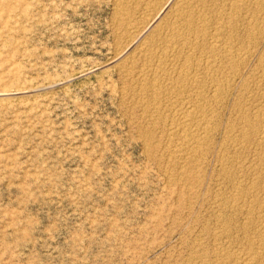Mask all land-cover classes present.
I'll use <instances>...</instances> for the list:
<instances>
[{
    "label": "rangeland",
    "instance_id": "374dc122",
    "mask_svg": "<svg viewBox=\"0 0 264 264\" xmlns=\"http://www.w3.org/2000/svg\"><path fill=\"white\" fill-rule=\"evenodd\" d=\"M184 1L0 0V264H264V0Z\"/></svg>",
    "mask_w": 264,
    "mask_h": 264
},
{
    "label": "bare ground",
    "instance_id": "6f19581e",
    "mask_svg": "<svg viewBox=\"0 0 264 264\" xmlns=\"http://www.w3.org/2000/svg\"><path fill=\"white\" fill-rule=\"evenodd\" d=\"M200 1H201V3H202V0H200ZM240 1H241V0H240ZM214 2H215V1H214ZM241 2H242V1H241ZM243 2H244V1H243ZM245 2H246V1H245ZM263 2H264V1H263ZM181 3H182V2H181ZM183 3H184V5H186L188 8L185 7V6H183V4L181 5V7H182V8H183V7L187 8V9H188V11H187L188 13H185L186 11H185L184 8H183V10H184L185 12H183V11H182V12L185 13V14H183L182 12H179L178 10H176V11L178 12L177 14L175 13V14H176V17H177V15H180V13L183 14V16H180V19L178 18V19L180 20L181 23H180V24H179V22L177 23V24H179V27H180V25H181V27L183 26V29L180 28V29H181V30L179 29L180 31H177L176 33L173 34L172 31H174V30L176 31V29L178 28V27H177L178 25L175 27L176 29H173V28H174V27H173V28H172L173 30H172L171 32H172L173 35H176L177 38H176L175 36H173V37H175L176 39H178L177 42H178L179 44H180L179 40H180V41H184V43H186V42H185L186 40H188L187 42H189V41H192L193 39H194L195 41H197L196 43H200V42L203 40V37H205V35H207V33H205L204 36H203V32H205V31H203V27H206V28H207V26H205V23L207 22V21H205L206 16L204 17V19L200 17L199 19H196V20H195V19H194L195 17L192 15L193 12H191V8H194V7H196V6H199V5H200V2H199V1L186 0V1H184ZM217 3H218V2H217ZM233 3H235V4L232 5V4L230 3V5L233 6V11H234L235 14H236L237 12H240V11H238L239 8H240V6H239V5H240V2H239V3H236V2L233 0ZM251 3H252V2H251ZM256 3H257V5L260 4L261 6H263L261 0H255V4H256ZM202 4H203V3H202ZM221 4H222V3H221ZM238 4H239V5H238ZM241 6H242V5H241ZM178 7H180V6H178ZM181 7H180V8H181ZM200 7H201V6H200ZM203 7H204V6H203ZM243 7H244V6H243ZM243 7H242V8H243ZM247 7H248V6H247ZM247 7H246V8H247ZM249 7H250V6H249ZM253 7H254V6H253ZM255 7H256V6H255ZM263 7H264V6H263ZM204 8H206V7H204ZM204 8H203V9H204ZM212 8H213V7H212ZM209 9H210V8H209ZM240 9H241V8H240ZM243 9H244V8H243ZM248 9H249V8H248ZM250 9H251V8H250ZM174 10H175V9H174ZM180 10H181V9H180ZM199 10H200V9H199ZM246 10H247V9H246ZM253 10H254V8H253ZM258 10H259V9H258ZM260 10H261V9H260ZM195 11H196V10H195ZM197 11H198V10H197ZM241 11H243V10H241ZM255 11H256V9H255ZM262 11H263V10H262ZM249 12H251V11H249ZM252 12H253V11H252ZM257 12H258V11H257ZM260 12H261V11H260ZM247 13H248V12H247ZM255 13H256V12H255ZM252 14H253V13H251V15H252ZM261 14H262V13H261ZM194 15H195V13H194ZM236 15H237V14H236ZM242 15H243V14H242ZM253 15H254V14H253ZM253 15H252V16H253ZM256 15H257V14H256ZM196 16H198V15L196 14ZM200 16H201V15H200ZM239 16H240V15H239ZM245 16H246V15H245ZM258 16H260V15H258ZM258 16H257V17H258ZM176 17H175V18H176ZM210 17H211V16H210ZM216 17H219V16L217 15ZM216 17H215V18H216ZM235 17H236V16H235ZM235 17H234V18H235ZM207 18H208V17H207ZM215 18H214V19H215ZM219 18H220V17H219ZM227 18H228V17H227ZM178 19H177V21H178ZM208 19H209V18H208ZM208 19H207V20H208ZM214 19H211V20H214ZM216 19H217V18H216ZM216 19H215V20H216ZM238 19H240V18H238ZM245 19H246V18H245ZM261 19H262V18H261ZM174 20H175V19H174ZM217 20H218V19H217ZM233 20H234V19H233ZM240 20H241V19H240ZM226 21H227V20H226ZM236 21H237V20H236ZM249 21H250V19H249ZM262 21H263V20H262ZM174 22H175V24H176V21H174ZM208 22H209V21H208ZM208 22H207V23H208ZM210 22H211V21H210ZM210 22H209V23H210ZM245 22H247V21H245ZM257 22H258V21H257ZM209 23H208V25H209ZM230 23H231V22H230ZM211 24H212V23H211ZM211 24H210V25H211ZM220 24H221V23H220ZM227 25H229V23H228ZM236 25H237V24H236ZM248 25H250V24H248ZM258 25H259V24H258ZM220 26H221V25H220ZM254 26H255V25H254ZM259 26H260V25H259ZM212 27H213V25H212ZM212 27H210V28H212ZM214 27H215V26H214ZM249 27H250V26H249ZM262 27H263V26H262ZM220 29H221V27H220ZM223 29H224V28H223ZM225 29H226V28H225ZM225 29H224V30H225ZM230 29H231V28H230ZM235 29H236V26H235ZM256 29H257V28H256ZM260 29H261V28H260ZM204 30H205V28H204ZM209 30H210V29H209ZM211 30H212V29H211ZM215 30H217V28H216ZM221 30H222V29H221ZM257 30H258V29H257ZM261 30H262V29H261ZM175 31H174V32H175ZM206 31H207V30H206ZM222 31H223V30H222ZM227 31H228V30H227ZM229 31H230V30H229ZM246 31H247V29H246ZM250 31H251V30H250ZM215 32H216V31H215ZM220 32H221V31H220ZM233 32H234V31H233ZM251 32H253V31H251ZM261 32H262V31H261ZM159 33H160V32H159ZM209 33H210V32H209ZM223 33H224V32H223ZM236 33H237V32H236ZM238 33H239V32H238ZM245 33H246V32H245ZM254 33H255V32H254ZM256 33H257V32H256ZM258 33H259V32H258ZM258 33H257V34H258ZM172 34H171V36H172ZM213 34H214V33H213ZM216 34H217V33H215V36H216ZM217 35H220V34H217ZM228 35H229V33H228ZM248 35H249V34H248ZM213 36H214V35H213ZM243 36H244V35H243ZM249 36H250V35H249ZM249 36H248V37H249ZM173 37H171V38L173 39ZM211 37H212V36H211ZM228 37H229V36H228ZM228 37H227V38H228ZM232 37H233V36H232ZM255 37H256V36H255ZM191 38H193V39H191ZM212 38H213V37H212ZM212 38H211V39H212ZM216 38H217V36L215 37V39H214V38H213V39H214V40H217ZM244 38H246V37H244ZM213 39H212V41H213ZM248 39H249V38H248ZM159 40H160V39H159ZM169 40H170V39H168V43H169ZM174 40H175V39H174ZM174 40H173V42H174ZM218 40H219V39H218ZM223 40H224V39H223ZM237 40H238V39H237ZM162 41H163V40H162ZM170 41H171V40H170ZM175 41H176V40H175ZM205 41H206V39H205ZM221 41H222V40H221ZM227 41H229V40H227ZM238 41H239V40H238ZM245 41H247V40H245ZM250 41H251V40H250ZM254 41H255V40H254ZM164 42H165V41H164ZM193 42H194V41H193ZM216 42H217V44L220 43V42H218V41H216ZM216 42H215V43H216ZM222 42L225 44L226 41H222ZM231 42H232V41H231ZM247 42H248V41H247ZM168 43H167V44H168ZM178 43H177V45H178ZM181 43H182V42H181ZM189 43H191V42H189ZM196 43L194 42V44H196ZM206 43H207V42H206ZM206 43H205V44H206ZM213 43H214V42H213ZM215 43H214V44H215ZM223 43H222V44H223ZM227 43H228V42H227ZM239 43H240V42H239ZM239 43H238V44H239ZM245 43H246V42H245ZM257 43H258V42H257ZM158 44H159V43H158ZM202 44H203V42H202ZM207 44H208V43H207ZM210 44H211V42H210ZM224 44H223V45H224ZM233 44H235V43H233ZM161 45H162V44H161ZM174 45H176V44H174ZM174 45H172V46H174ZM177 45H176V46H177ZM185 45H187V44H185ZM188 45H189V44H188ZM191 45H192V44H191ZM199 45H200V44H199ZM211 45H212V44H211ZM229 45H230V44H229ZM242 45H243V44H242ZM252 45H253V44H252ZM176 46H175V47H176ZM179 46H180V45H179ZM181 46H183V45H181ZM196 46L198 47V45H196ZM209 46H210V45H209ZM218 46H219V45H218ZM218 46L216 45V47H218ZM227 46H228V45H227ZM227 46H226V47H227ZM253 46H254V45H253ZM253 46H252V47H253ZM154 47H155V46H154ZM156 47H157V46H156ZM168 47H169V44H168ZM188 47L191 48L192 46H191V47L188 46ZM216 47H214V48H216ZM222 47H223V46H222ZM224 47H225V46H224ZM230 47H231V46H230ZM243 47H244V46H243ZM149 48H150V47H149ZM179 48H180V47H179ZM193 48H194V47H193ZM193 48H192V49H193ZM212 48H213V45H212ZM214 48H213V49H214ZM220 48H221V47H220ZM228 48H229V47H227V49H228ZM240 48H241V47H240ZM173 49H174V48H173ZM177 49H178V48H177ZM181 49H182V48H181ZM194 49H195V48H194ZM209 49H210V48H209ZM217 49H219V47H218ZM223 49H224V48H223ZM186 50H187V49H186ZM211 50H212V49H211ZM215 50H216V49H215ZM215 50L212 51V53L214 52L215 55H216ZM228 50H229V52H230L229 54L226 53L228 57L234 59L235 61H237V60H242L243 55L240 54V53H237L238 51L235 52V53H231L232 50L230 51V48H229ZM228 50H227V51H228ZM221 51H222V50H221ZM227 51H226V52H227ZM240 51H241V50H240ZM167 52H168V51H167ZM174 52H175V49H174ZM187 52H188V50H187ZM192 52H193V51H192ZM203 52H205V51H203ZM209 52H210V50H209ZM217 52H219V51H217ZM223 52H224V50H223ZM151 53H152V52H151ZM162 53H163V52H162ZM172 53H173V52H172ZM172 53H171V54H172ZM175 54H176V53H175ZM192 54H193V53H192ZM198 54H199V53H198ZM226 54H225V56H226ZM173 55H174V54H173ZM200 55H201V54H200ZM209 55H210V54H209ZM211 55H212V54H211ZM222 55H223V54H222ZM164 56H165V55H164ZM169 56H170V55H169ZM169 56H168V57H169ZM175 56H177V54H176ZM175 56H174V58H175ZM179 56H180V54H179ZM186 56H187V55H186ZM223 56H224V55H223ZM223 56H222V57H223ZM191 57H192V56H191ZM203 57H204V56H203ZM206 57H207V56H206ZM209 57H210V56H209ZM248 57H249V55H248ZM153 58H154V57H153ZM179 58H180V57H179ZM189 58H190V57H189ZM189 58H188V59L185 58V59L188 60V61H187V62H188L187 65H189V62H190V61H189ZM210 58H211V57H210ZM216 58H217V57H216ZM158 59H159V58H158ZM163 59H164V58H163ZM171 59H172V58H171ZM183 59H184V58H183ZM225 59H226V58H225ZM144 60H145V59H144ZM164 60H165V59H164ZM179 60H180V59H179ZM174 61H175V60H174ZM209 61H210V60H209ZM223 61H224V60H223ZM159 62H160V61H159ZM161 62H162V61H161ZM187 62H186V60H184V63H185V64H186ZM207 62H208V61H207ZM207 62H206V63H207ZM211 62H212V61H211ZM214 62H215V61H214ZM214 62H213V63H214ZM221 62H222V61H221ZM237 62H238V61H237ZM239 62H240V61H239ZM184 63H183V66H184ZM190 63H191V62H190ZM200 63H201V62H200ZM208 63H209V62H208ZM208 63H207V64H208ZM217 63H218V61H217ZM219 63H220V62H219ZM232 63H233V62H232ZM153 64H154V63H153ZM176 64H177V63H176ZM211 64H212V63H211ZM211 64H210V65H211ZM180 65H181V64H180ZM193 65H194V64H193ZM204 65H206V64L204 63ZM210 65H209V66H210ZM212 65H214V64H212ZM220 65H221V64H220ZM232 65H233V64H232ZM175 66H176V65H175ZM190 66H192V65H190ZM218 66H219V64H217V68H218ZM222 66H224V64H222ZM230 66H231V65H230ZM241 66H242V65H241ZM197 67H198V66H197ZM205 67H208V65L205 66ZM219 67H220V66H219ZM239 67H240V66H239ZM146 68H147V67H146ZM189 68H191V67H189ZM198 68H199V67H198ZM212 68H214V67L211 66V70H213ZM223 68H225V66H224ZM223 68H222V69H223ZM231 68H232V67H231ZM235 68H236V67H235ZM186 69H187V68H186ZM199 69H200V68H199ZM205 69H206V68H205ZM161 70H162V69H161ZM181 70H182V69H181ZM183 70H185V69H183ZM183 70H182V71H183ZM203 70H204V66H203ZM214 70H215V69H214ZM218 70H219V69H218ZM220 70H221V68H220ZM225 70H226V69H225ZM149 71H150V70H149ZM206 71H207V70H206ZM208 71H209V68H208ZM232 71H233V70H232ZM234 71H235V69H234ZM202 72H203V71H202ZM217 72H218V71H217ZM222 72H224V70H222ZM229 72H230V71H229ZM139 73H140V72H139ZM151 73H152V72H151ZM153 73H154V72H153ZM183 73H184V72H183ZM185 73H188V70H187V72L185 71ZM211 73H214V72L211 71ZM148 74H149V73H148ZM168 74H169V73H168ZM180 74L182 75V73H180ZM188 74H189V73H188ZM188 74H187V75H188ZM192 74H193V73H192ZM231 74H232V73H231ZM141 75L143 76L142 73H141ZM153 75H154V74H153ZM170 75H172V74H170ZM181 75H180V76H181ZM213 75H214V74H213ZM215 75H216V74H215ZM189 76H191V75H189ZM211 76H212V75H211ZM191 77H192V76H191ZM217 77H218V76H217ZM222 77H224V76H222ZM203 78H204V76H203ZM203 78H202V80H201V79H200V80L203 81ZM212 78H213V77H212ZM235 78H236V77H235ZM191 79H193V77H192ZM174 80H175V79H174ZM196 80H197V79H196ZM216 80H217V79H216ZM219 80L221 81V79H219ZM190 81H191V80H190ZM197 81H198V80H197ZM201 81H199V82H201ZM205 81H206V80H205ZM227 81H228V80H227ZM227 81H226V82H227ZM152 82H153V81H152ZM175 82H176V81H175ZM179 82H180V81H179ZM182 82H183V84H185V83H184L185 80L182 81ZM199 82H198V83H199ZM213 82H214V81H213ZM215 82L218 83V81H215ZM188 83H189V82H188ZM263 83H264V82H263ZM153 84H155V82L152 83V85H153ZM156 84H157V83H156ZM183 84H182V85H183ZM193 84H194V83H193ZM193 84H192V85H193ZM213 84H215V83H213ZM152 85H151V86H152ZM160 85H161V84H160ZM200 85H201V83H200ZM215 85H216V84H215ZM217 85H218V84H217ZM219 85H220V84H219ZM219 85H218V86H219ZM221 85H222V84H221ZM221 85H220V86H221ZM225 85H226V84H225ZM225 85H224V86H225ZM228 85H229V84H228ZM151 86H148V87H151ZM220 86H219V87H220ZM153 87H154V86H153ZM156 87H157V86H156ZM176 87H177V86H176ZM187 87H188V86H187ZM212 87H213V86H212ZM226 87H227V86H226ZM140 88H141V87H140ZM154 88H155V87H154ZM204 88H205V87H204ZM220 88H222V87H220ZM228 88H229V87H228ZM149 89H150V88H149ZM152 89H153V88H152ZM173 89H174V88H173ZM182 89H183V88H182ZM189 89H190V88H189ZM224 89H225V88H224ZM153 90H154V89H153ZM184 90H185V88H184ZM216 90H219V89L216 88ZM220 90H221V89H220ZM176 91H177V90H176ZM180 91H181V90H180ZM150 92H151V91H150ZM218 92H219V91H218ZM158 93H159V92H158ZM158 93H157V94H158ZM177 93H178V92H177ZM180 93H181V92H180ZM197 93H198V92H197ZM216 93H217V91L215 92V94H216ZM222 93H224V90H223ZM222 93H220V94H222ZM225 93H226V92H225ZM152 94H153V93H152ZM165 94H166V93H165ZM185 94H186V93H185ZM217 94H218V93H217ZM217 94H216V95H217ZM158 95H159V94H158ZM169 95H170V94H169ZM198 95H199V94H198ZM198 95H197L196 97H199ZM190 96H191V95H190ZM201 96H202V95H201ZM219 96H220V95H219ZM154 97H155V95H154ZM168 97H169V96H168ZM215 97H218V95L215 96ZM221 97H222V96H221ZM165 98H166V97H165ZM202 98H203V97H202ZM212 98H213V97H212ZM176 99H177V98H176ZM189 100H190V99H189ZM153 101H154V100H153ZM197 101H198V100H197ZM185 102H186V101H185ZM208 102H209V101H208ZM154 103H155V102H154ZM184 104H185V103H184ZM188 104H189V103H188ZM171 105H172V104H171ZM204 105H205V104H204ZM208 105H209V104H208ZM155 106H156V105H155ZM195 106H196V105H195ZM200 106H201V105H200ZM147 107H148V106H147ZM176 107H177V106H176ZM198 107H199V106H198ZM202 107H203V106H202ZM187 108H189V107H187ZM193 108H194V107H192V109H193ZM195 109H196V108H195ZM207 109H209V108H207ZM193 110H194V109H193ZM193 110L185 111V113L182 114V116H181L182 119H180V120H181V124H180V126L178 125V127H179L178 129L176 128L177 130H180L181 133H183V135H182L183 139H182V142H181V146H182V145H183V146L187 145L189 149L191 148V146H192L193 143H197V144H199L200 147H201V145L203 146V144H204L203 142H206V140H204V141H202V142H198L197 139L200 140L202 137H201V138L199 137V138L196 139L197 134H198L199 131L202 130V129H203V131H202V132H203V135H204L205 133L207 134L208 131H209V130L206 129V128H200V129L198 130V129H196V127H194V126H195V124H194L195 120H196V119H199V118L201 119L200 116L203 115V113H204L206 110H205L203 113L199 112V111H201V109H199L198 112H196L197 110H196V111H195V110L193 111ZM244 110H245V109H244ZM155 111H156V110H155ZM157 111H158V110H157ZM172 112H173V111H172ZM183 112H184V110H183ZM206 112H207V111H206ZM176 113H177V112H176ZM181 113H182V112H181ZM199 113H200V114H199ZM208 113H209V112H208ZM172 114H173V113H172ZM179 114H180V113H179ZM245 114H246V113H245ZM245 114H244V115H245ZM174 115H175V113H174ZM180 115H181V114H180ZM210 115H211V114H210ZM203 116H204L203 120L206 119V118L208 117V116H205V115H203ZM248 116H249V115H248ZM251 116H252V115H251ZM178 117H179V116H178ZM181 117H180V118H181ZM205 117H206V118H205ZM249 118H250V117H249ZM172 119H173V118H172ZM200 119H199V120H200ZM207 119H209V118H207ZM207 119H206V120H207ZM247 119H248V118H247ZM247 119H246V120H247ZM257 119H258V118H257ZM261 119H262V118H261ZM174 120H175V119H174ZM203 120H202V121H203ZM206 120H205V122H206ZM214 120H215V119H214ZM254 120H255V118H254ZM196 121L199 123L198 120H196ZM202 121H201V122H202ZM197 122H196V123H197ZM247 122H248V121H247ZM260 122H262V121H260ZM177 123H179V122H177ZM198 123H197V124H198ZM206 123L209 124L210 122H209V123L206 122ZM245 123H246V122H245ZM254 123H255V122H254ZM254 123H252V124H254ZM207 124H206V125H207ZM248 124H249V123H248ZM250 124H251V121H250ZM252 124H251V125H252ZM257 124H258V122H257ZM257 124H256V125H257ZM173 125H174V124H173ZM175 125H176V124H175ZM245 125H246V124H245ZM235 126H236V125H235ZM248 126H249V125H248ZM253 126H255V125H253ZM258 126H259V125H258ZM172 127H173V126H172ZM176 127H177V126H176ZM197 127L199 128L200 126H197ZM206 127H207V126H206ZM249 127H250V126H249ZM247 128H248V127H247ZM169 129H170V128H169ZM213 129H214V128H213ZM248 130H249V129H248ZM250 130H251V129H250ZM257 131H258V130H257ZM257 131H256V132H257ZM261 131H262V130H261ZM200 132H201V131H200ZM211 132H212V131H211ZM211 132H210V133H211ZM210 133H209V134H210ZM253 133H254V132H253ZM201 134H202V133H200V135H201ZM244 134H245V133H244ZM247 134H248V133H247ZM198 136H199V134H198ZM208 136H209V135H208ZM208 136H207V137H208ZM233 137H234V136H233ZM246 137H247V136H246ZM178 138H179V137H178ZM203 138L205 139L206 136H205V137L203 136ZM248 138H249V137H248ZM180 139H181V138H180ZM231 139H232V138H231ZM241 140H242V139H241ZM230 142H231V141H230ZM177 143H178V142H177ZM262 143H263V142H262ZM178 144H179V143H178ZM189 145H191V146L189 147ZM193 145L196 146V144H193ZM205 145H206V144H205ZM205 145H204V146H205ZM262 145H264V144H262ZM197 147H198V145H197ZM197 147H196V149H198ZM235 147H236V146H235ZM184 148H185V147H184ZM201 148H202V147H201ZM182 149H183V148H182ZM185 149H187V148H185ZM192 149H194L193 146H192ZM179 150H180V149H179ZM190 150H191V149H190ZM198 150H199V149H198ZM201 150H202V149H201ZM204 150H205V149H204ZM194 151H195V150H194ZM200 153H201V152H200ZM187 154H188V153H187ZM194 157H195V156H194ZM245 166H246V165H245ZM237 167H238V166H237ZM244 169H245V168H244ZM239 171H240V170H239ZM252 172H253V171H252ZM255 172H256V171H255ZM224 175H225V174H224ZM252 175H253V174H252ZM255 175H256V174H255ZM195 176H196V175H195ZM252 178H253V177H252ZM258 178H259V177H258ZM261 179H262V178H261ZM259 181H260V180H259ZM257 184H258V183H257ZM251 185H252V184H251ZM236 186H237V185H236ZM258 186H259V185H258ZM234 192H235V191H234ZM238 192H239V191H238ZM240 193H241V192H240ZM240 193H239V194H240ZM242 193H243V192H242ZM243 194H244V193H243ZM241 195H242V194H241ZM237 196H238V195H237ZM239 196H240V195H239ZM239 196H238V197H239ZM219 199H220V198H219ZM229 199H230V198H229ZM236 199H237V197H236ZM243 199H244V198H243ZM244 200H245V199H244ZM239 201H240V200H239ZM260 201H261V200H260ZM220 203H221V202H220ZM243 203H244V202H243ZM240 206H241V205H240ZM225 207H226V206H225ZM262 208H263V207H262ZM248 209H249V208H248ZM253 211H254V210H253ZM257 211H258V210H257ZM255 212H256V211H255ZM255 220H256V219H255ZM260 225H261V224H260ZM223 226H224V225H223ZM229 227H230V226H229ZM252 227H253V226H252ZM226 229H227V228H226ZM252 229H253V228H252ZM224 230H225V229H224ZM254 232H255V231H254ZM220 233H221V232H220ZM227 233H228V231H227ZM259 234H260V233H259ZM254 237H255V236H254ZM263 238H264V237H263ZM253 239H254V238H253ZM254 240H255V239H254ZM258 240H259V238H258ZM261 240H262V239H261ZM248 242H249V241H248ZM250 242H251V241H250ZM259 242H260V241H259ZM263 242H264V241H263ZM260 243H261V242H260ZM254 244H255V243H254ZM262 244H263V243H262ZM247 245H248V244H247ZM258 245H259V243H258ZM248 246H249V245H248ZM262 246H263V245H262ZM257 248H258V247H257ZM261 249L264 250V247H262ZM220 250H221V249H220ZM244 251H245V250H244ZM252 251H253V250H252ZM256 251H257V250H256ZM258 251H259V250H258ZM248 252H249V251H248ZM250 252H251V250H250ZM250 252H249L248 255H246V257H247V258H246L247 263H245V261H244L242 264H244V263H245V264H249V263H248L249 261H250V262L252 261V262L254 263V262H255L254 260H257L260 256H262V254H261V255L258 257V256L256 255V253H252V252L250 253ZM253 252H255V249H254ZM261 252H262V251L260 250V253H261ZM263 253H264V252H263ZM225 254H226V253H225ZM239 254H241V253H239ZM231 255H232V254H231ZM258 255H259V254H258ZM227 256H228V255H227ZM233 261L237 263L236 260H233ZM259 261H260V260H259ZM234 262H233V263H234ZM239 262H240V261H239ZM252 262H251L250 264H253ZM256 262H257V261H256ZM231 263H232V262H231ZM236 263H234V264H236ZM229 264H230V263H229ZM237 264H238V263H237ZM240 264H241V263H240Z\"/></svg>",
    "mask_w": 264,
    "mask_h": 264
}]
</instances>
